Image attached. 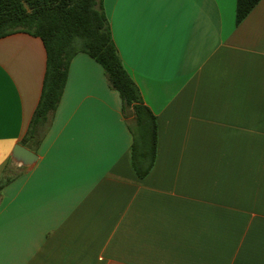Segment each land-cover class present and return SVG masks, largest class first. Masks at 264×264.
I'll use <instances>...</instances> for the list:
<instances>
[{"label": "crops", "instance_id": "crops-1", "mask_svg": "<svg viewBox=\"0 0 264 264\" xmlns=\"http://www.w3.org/2000/svg\"><path fill=\"white\" fill-rule=\"evenodd\" d=\"M236 8L104 0L157 118L143 179L131 109L96 60L73 59L57 110L29 137L47 51L27 33L0 38V264H264V0L239 24Z\"/></svg>", "mask_w": 264, "mask_h": 264}, {"label": "trees", "instance_id": "trees-1", "mask_svg": "<svg viewBox=\"0 0 264 264\" xmlns=\"http://www.w3.org/2000/svg\"><path fill=\"white\" fill-rule=\"evenodd\" d=\"M259 1L237 0V24ZM18 32L41 38L47 51L43 92L29 137L44 128L53 116L63 96L71 62L85 53L103 67L110 87L122 99L124 110L131 109L132 164L137 176L146 178L157 157V118L124 67L113 41L104 0H0V38ZM9 182L10 179H4L0 189Z\"/></svg>", "mask_w": 264, "mask_h": 264}, {"label": "water", "instance_id": "water-1", "mask_svg": "<svg viewBox=\"0 0 264 264\" xmlns=\"http://www.w3.org/2000/svg\"><path fill=\"white\" fill-rule=\"evenodd\" d=\"M14 157L18 161L24 162V164L29 165L33 164L36 160V154L30 151L29 149L23 147L22 145H18L14 150Z\"/></svg>", "mask_w": 264, "mask_h": 264}]
</instances>
